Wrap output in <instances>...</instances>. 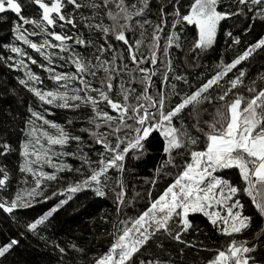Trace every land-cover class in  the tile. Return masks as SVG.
I'll return each mask as SVG.
<instances>
[{
  "label": "snow or ice",
  "instance_id": "obj_1",
  "mask_svg": "<svg viewBox=\"0 0 264 264\" xmlns=\"http://www.w3.org/2000/svg\"><path fill=\"white\" fill-rule=\"evenodd\" d=\"M30 7L38 18L26 14ZM8 13L15 19L11 38L0 40V64L16 73V84L39 102L27 108L17 148L0 136V212L12 219L18 235L49 241L44 233L59 211L78 194L91 193L111 196L116 214L101 218L111 223L112 239L91 264H183L184 248L193 247L213 253L206 264H264V227L253 231L256 222L242 202L248 198L264 221V72L249 77L253 86L245 85L246 64L264 55V36L228 62L220 57L211 69L200 63L216 45L222 21L264 23V0H230L223 7L222 0H0V19ZM249 30L246 26L243 32ZM224 35L229 47L240 45V35ZM33 65L47 74L50 87ZM153 77L160 79L158 89ZM114 81L119 99L113 97ZM178 84L183 85L179 90ZM207 107L214 115L205 129L200 116ZM51 108L70 110L87 126L66 130L46 118ZM67 125L71 128L73 121ZM153 138L161 142V158L143 181L148 204L130 216L140 193L126 198L125 175L134 171L132 161L149 155ZM73 142L75 150L68 151ZM13 153L19 162L10 167ZM67 157L79 160V167L66 163ZM17 170L23 187L13 192ZM73 172L74 180L60 175ZM61 181L66 187L49 193ZM54 198L47 211L28 217L26 210ZM195 214L228 238L226 248L213 250L202 240L187 239L196 231ZM249 233L248 239L238 238ZM50 243L66 254L55 240ZM19 244L14 237L0 243V264ZM167 244L184 247L174 257ZM69 247L84 252L75 244Z\"/></svg>",
  "mask_w": 264,
  "mask_h": 264
},
{
  "label": "trees",
  "instance_id": "obj_2",
  "mask_svg": "<svg viewBox=\"0 0 264 264\" xmlns=\"http://www.w3.org/2000/svg\"><path fill=\"white\" fill-rule=\"evenodd\" d=\"M82 3H86L87 0H81ZM230 0H222V7L226 6ZM153 4L158 3V0H152ZM224 10H233L227 9ZM155 9H153V13ZM27 15L38 18L37 9L35 7L28 8ZM153 18L150 16V19ZM15 19L14 14L8 13L4 19H0V40H9L12 36L10 32L12 21ZM107 22V21H106ZM169 21L168 26L165 28V32L170 31ZM250 30L243 32L245 27ZM59 30V29H57ZM232 31L233 35L241 36V43L238 46L229 47L230 41L224 35V32ZM81 34L87 35L85 30L81 28ZM264 36V23L258 20L253 22L251 20L243 19H229L221 22L220 32L218 33L217 43L213 49L208 50L202 54L200 63L206 68L211 69L220 59L223 57L225 62L230 61L236 54L242 51L248 44L255 42L258 38ZM39 41V37L34 38ZM163 39L161 40V47H163ZM148 41L145 40L144 46L141 51H145ZM119 47V45H117ZM34 58L40 60L38 54L31 52ZM82 51L83 49H78ZM178 55L173 52V56ZM181 59L183 57L181 56ZM127 62V61H126ZM59 63V62H57ZM133 66L129 63V68ZM248 68V76L245 78L246 86L251 85L249 77H256L258 73L264 72V55H257L250 60V63L246 64ZM33 71L38 72L42 78L45 79V87H50L51 82L47 81L46 73H43L36 66H32ZM63 70H71L69 67H65ZM196 71H200L197 69ZM231 75V74H230ZM16 73L10 71L3 64H0V136H6L8 141L12 144L13 148L18 147V141L23 139L19 129L23 127V119L27 115V108L29 106L35 107L39 102L34 96L28 93L26 90L16 84ZM138 76V74H137ZM154 87L157 89L160 86V79L153 77ZM190 82L195 85L197 81L194 76H189ZM113 97L119 99L116 96V90L118 88V81H114ZM259 81H257V85ZM128 86L127 84L125 85ZM132 87H137L134 83ZM183 85L178 84V90ZM12 89H15V95L12 94ZM139 91V88L137 87ZM167 90V89H166ZM244 92V89H241ZM247 95L246 92H244ZM107 110V109H105ZM9 113L16 117L15 120L11 119ZM112 114V113H110ZM83 113L81 114V116ZM214 115V109L207 107L205 111H202L200 119L201 126L207 129V124L212 122ZM46 118L55 123H59L66 128V130H72L78 132L81 127H86V123L80 117L74 115L70 110H63L58 108H51ZM72 120L73 125L71 128L67 125V121ZM4 130H7L6 132ZM86 138V134H83ZM76 144L73 142L69 145L68 151H74ZM87 151V148H85ZM161 158V142L158 138H153L151 145L149 146V155L140 161H132L135 166L134 171L126 173L125 184L128 190L127 199H132L135 193H140L139 197L133 201L135 211H129L128 215L132 216L145 209L148 204L146 198L147 185L144 184V179L149 178L152 175L154 167L158 164ZM10 167L18 165L19 158L18 153H13L8 157ZM65 162L73 166V168L79 167L80 161L73 158H65ZM46 171H52L50 168H45ZM60 175L67 177L68 180H74L76 173H61ZM175 175V172L172 173ZM21 174L17 171H13L10 191H16L18 187H23L19 183ZM66 187V181L59 183H53L49 188V193L52 190H57ZM159 189L153 190V195ZM56 198L49 200L44 204L37 205L35 209L26 210L28 217H34L41 212L47 211L48 208L53 206ZM245 214L252 215L256 222L253 231H259L260 227H264V221L255 215V209L252 207L250 200L245 198ZM112 217L115 219V204L111 196L106 198H99L93 196L91 193L78 194V198L74 197L68 205H65L59 211V214L55 216L52 221L53 227L49 232L44 235L49 236V241H44L36 236L18 235V229L13 223L12 219L5 213L0 212V243L7 241L8 238L14 237L20 240L19 246L8 257L5 264H91L92 258L105 252L110 246L112 237L109 233L112 231L111 223H106L105 219L101 218ZM193 228L196 229L194 233L187 237L188 240L196 242L198 239L202 240L205 245L215 250L216 248H226L229 243L228 238L218 233L207 221L205 217L200 214H195L191 217ZM251 233L245 234L242 239L250 238ZM51 240H55L60 247L65 248V255H62L56 250ZM75 244L84 249L83 253L74 251L69 245ZM172 250V255L175 257V250L177 248H183V245L167 244ZM158 255H163L158 253ZM213 253L201 250L199 247L184 248V255L182 257L183 264H206L207 260L211 258ZM177 259H181L177 257Z\"/></svg>",
  "mask_w": 264,
  "mask_h": 264
},
{
  "label": "rangeland",
  "instance_id": "obj_3",
  "mask_svg": "<svg viewBox=\"0 0 264 264\" xmlns=\"http://www.w3.org/2000/svg\"><path fill=\"white\" fill-rule=\"evenodd\" d=\"M149 31H151V29H149ZM228 175L234 176L235 174L234 173H229ZM242 202H243V200H242Z\"/></svg>",
  "mask_w": 264,
  "mask_h": 264
}]
</instances>
